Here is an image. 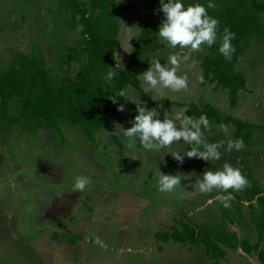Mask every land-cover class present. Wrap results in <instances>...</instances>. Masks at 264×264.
<instances>
[{
	"label": "rangeland",
	"instance_id": "obj_1",
	"mask_svg": "<svg viewBox=\"0 0 264 264\" xmlns=\"http://www.w3.org/2000/svg\"><path fill=\"white\" fill-rule=\"evenodd\" d=\"M217 1L212 0L215 6H219ZM117 2L121 4L123 0ZM148 2L127 0L118 18L119 32V22L136 26L141 32L148 20ZM195 2L207 5V0H190L187 4ZM70 19L69 11L59 0H0V71L6 70L18 54L41 53L54 76L75 80L78 65L70 64L68 59L81 36L80 27L69 26ZM261 22L264 25V13ZM157 31L143 49L137 76L149 68L154 55L160 57L162 64L167 63L172 50L156 35ZM136 41H131L132 47ZM202 49L185 53L190 60L181 65L180 74L187 75L188 90L157 97L153 101L160 104L151 109H156L162 120L181 104L193 103L200 109L210 105L222 117L259 127L253 130L250 146L231 153L221 148L219 161L185 158L178 164L168 154L190 150L182 141L160 152L141 148L134 157L113 133L115 128L98 130L94 142H88L79 128L65 122L61 124L62 137L52 136L45 128L28 132L18 126L3 131L0 264H211L201 248L160 240V235L179 229L178 222L183 217L200 228L214 227L236 235L237 248L227 251L223 264H259L256 252L247 255L241 249V244L248 242L252 246L259 243L264 250V239L259 241L244 196L240 206L233 198L231 206L224 208L214 201L216 192L187 195L180 189L170 194L157 190L156 166L165 174L192 173L190 180L181 182L184 187L194 184L205 170L215 171L228 162L241 170L249 185L256 182L264 195V36L251 42L236 64V72L246 80V89L239 92L234 106L226 90L204 81L199 66L205 55L204 46ZM117 51L121 64L126 65L131 54L119 46ZM124 89L140 95L132 87ZM136 114V110L119 112L118 123L131 127ZM218 125L211 123L206 138L209 143L224 141L226 147L229 139H236V128L227 124L225 133ZM105 131L112 134L106 138ZM77 174L90 178L83 192L73 189ZM185 191L192 189L187 187ZM210 199L212 204L208 203ZM253 205L259 210L256 201ZM97 237L107 251L94 243Z\"/></svg>",
	"mask_w": 264,
	"mask_h": 264
},
{
	"label": "trees",
	"instance_id": "obj_2",
	"mask_svg": "<svg viewBox=\"0 0 264 264\" xmlns=\"http://www.w3.org/2000/svg\"><path fill=\"white\" fill-rule=\"evenodd\" d=\"M190 0H184L187 4ZM230 1V4H229ZM219 0V6L208 9L210 16L219 20L218 35L228 27L235 33L232 41L236 51L232 60L225 61L218 54L217 47L205 48V55L199 61L204 81L215 84V88L226 90L230 104L234 106L239 92L246 89L244 76L236 72V64L248 50L251 42L264 36V25L261 15L264 13V3L258 0ZM70 13L71 28L80 27V40L73 48L68 59L70 64L78 65L75 80H68L64 76H54L52 68L47 67L41 53L23 55L18 54L11 65L0 71V133L13 127L36 132L38 128H45L52 136L62 137V123L79 128L88 142H94L98 130L115 128L118 123L119 104L113 105L108 96L115 95L126 87L139 91L141 103L151 109L160 104L153 101L140 88L137 71L143 49L154 38L153 33L158 30L163 20L160 12L159 0H149L145 5L148 20L141 30L137 41L133 45L127 64L123 71L119 68V75L111 84H106L103 74L108 68H115V57L119 43L118 18L127 0L119 4L117 0H59ZM207 6V5H205ZM121 102L125 103L124 98ZM188 109L189 116L199 117L205 114L211 123L232 124L236 131L234 137L242 138L246 147L250 146L253 130L259 128L251 123L243 122L232 117H222L219 111L206 105L198 108L193 103L181 104ZM125 110H136V105L125 104ZM231 191V190H230ZM243 196L251 211V220L258 232L261 242L264 239V195L256 182L242 191L234 192L233 198L237 206L243 202ZM256 201L259 210L253 202ZM177 226V225H176ZM179 229L173 228L169 235H160L162 242L173 240L182 246L201 248L211 264H223L227 251L236 249V235L225 233L214 227L192 225L183 217L178 222ZM242 251L251 255L257 253L256 260L264 264V250L260 244H241ZM159 252L162 246L158 247Z\"/></svg>",
	"mask_w": 264,
	"mask_h": 264
},
{
	"label": "clouds",
	"instance_id": "obj_3",
	"mask_svg": "<svg viewBox=\"0 0 264 264\" xmlns=\"http://www.w3.org/2000/svg\"><path fill=\"white\" fill-rule=\"evenodd\" d=\"M159 4L163 20L156 35L172 51L167 57V63L163 64L160 57L154 55L149 68L137 76L144 93L152 94V100L168 93L188 90V77L186 74H180L181 65L190 60V55L185 54L186 52H200L203 50L202 46L212 48L218 44V54L225 61L230 62L236 51L232 44L235 39L234 32L225 27L222 34L218 35L219 20L208 13V9L215 8L212 0H207V6L199 2L185 4L184 0H159ZM119 24L120 32L117 36L119 48L124 53L131 54L134 51L131 41L138 39L141 32L136 26L129 27L123 22ZM114 57L115 68H108V71L103 74L106 84H111L119 75L118 68L123 71L120 52H114ZM121 98H124L126 102L122 103ZM108 99L113 105L118 104L119 101L118 112H124L126 103L136 105L137 114L130 121L131 127L125 128L122 124L116 123L113 132L134 157L141 148L145 151L160 152L182 141L189 146L190 150L184 151L183 154L180 151L168 154L178 164H182L185 158L213 162L221 159V148L231 153L242 151L246 147L242 138L229 139L226 147L224 141L209 143L205 135L211 128L208 117L205 114L199 117L189 116L186 114L188 112L186 107H180L175 111L170 110L161 120L160 113L156 109H149L146 104L141 103L135 90H120L115 95L108 96ZM218 128L225 133L228 131V126L225 124L218 125ZM105 133L106 138L112 134L106 131ZM156 173L157 190L160 193L170 194L176 192L177 189L187 195L216 192L214 201L219 202L224 208L231 206L234 192L242 191L250 186L241 170L228 162L223 163L222 168L215 171L205 170L194 184L184 187L181 182L190 180L192 173L187 175L183 173L165 174L158 171L157 166ZM90 182L87 175L77 174L73 189L76 192H83ZM187 187H191L192 191H185ZM214 201L210 199L208 203L212 204ZM94 243L107 251L104 242L99 237L95 238Z\"/></svg>",
	"mask_w": 264,
	"mask_h": 264
},
{
	"label": "crops",
	"instance_id": "obj_4",
	"mask_svg": "<svg viewBox=\"0 0 264 264\" xmlns=\"http://www.w3.org/2000/svg\"><path fill=\"white\" fill-rule=\"evenodd\" d=\"M263 195V194H262Z\"/></svg>",
	"mask_w": 264,
	"mask_h": 264
}]
</instances>
